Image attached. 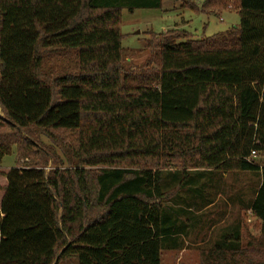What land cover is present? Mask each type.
Masks as SVG:
<instances>
[{"label":"trees","instance_id":"trees-1","mask_svg":"<svg viewBox=\"0 0 264 264\" xmlns=\"http://www.w3.org/2000/svg\"><path fill=\"white\" fill-rule=\"evenodd\" d=\"M160 5L0 0V163L16 159L0 171V264H161L200 227L202 195L240 172L259 175L241 208L260 233L244 240L239 221L199 264H264V0H184L239 23L149 31L125 69L122 10ZM56 50L76 72L48 78Z\"/></svg>","mask_w":264,"mask_h":264},{"label":"rangeland","instance_id":"rangeland-1","mask_svg":"<svg viewBox=\"0 0 264 264\" xmlns=\"http://www.w3.org/2000/svg\"><path fill=\"white\" fill-rule=\"evenodd\" d=\"M184 0H161L158 8H137L122 10V25L120 31L123 34L121 41L123 51L122 65L125 69L139 70L148 53L146 49V40L149 38L147 32H161L171 28L185 30L193 35V38L199 39L210 36L217 32L225 31L233 25L239 23V16L235 11L225 10L221 13H195L189 8L182 6ZM197 4L203 0H194ZM45 70L48 72V78L55 74L76 72L77 61L75 51L56 50L48 54L45 58ZM46 141L45 139H43ZM16 165L14 154L3 157L0 163V171H7ZM50 164L47 166L48 170ZM183 181H186L183 180ZM202 182V181H201ZM259 175L255 172L232 173L225 176L224 183L219 182L218 187L222 188L223 194L234 192L239 188H248L245 196H233L232 204L229 208L227 217L223 221L215 224L214 228L206 230L202 242V234L196 238L187 234L188 239L184 242V247L178 250H163L161 253V264H199V248L204 245H211L214 241L219 227L226 226L236 221L242 223V238L246 240L249 236L257 237L259 235V225L254 222L248 212L238 210V206H247L250 201L251 190L257 187ZM2 180L0 181V184ZM215 184L213 183L212 186ZM225 198V196H223ZM245 203V205H243ZM228 206V205H226ZM223 199L219 197L210 212L205 213L204 218H217L216 210H222ZM227 214V212L225 213ZM200 230H202V214L199 215ZM216 222L218 220H215ZM59 264H76L75 260L62 261Z\"/></svg>","mask_w":264,"mask_h":264},{"label":"crops","instance_id":"crops-1","mask_svg":"<svg viewBox=\"0 0 264 264\" xmlns=\"http://www.w3.org/2000/svg\"><path fill=\"white\" fill-rule=\"evenodd\" d=\"M207 173L213 174L214 172L209 171ZM226 175H228V174H223L219 178V182H221V184L224 183V179H225ZM1 180H2V183L0 184V186L5 184V178L3 177V175H0V181ZM202 180H204V179H202ZM221 187L219 189H211L210 196H208L206 194V192L204 195H202V230H200V227L199 228L196 227L190 231L191 233H189V235L193 236L194 238H196L198 235L202 234V242H205L203 237L206 234V230L214 228L215 224H217L221 220L223 221L225 216L227 217L228 212H229V208L232 204V200H233L232 197L233 196H239V195L245 196L248 193V188L244 187V188L236 189L234 192H231V193L227 192V193L223 194L224 191L222 190ZM204 189H206V188H204ZM253 190L254 189L251 190V194H250L251 199L250 200L253 199ZM2 195H3V192L0 191V200H1ZM223 196H225V198H223ZM219 197H222V199H223V207H222L221 211L220 210L215 211V214L217 213L216 215H217L218 219H214V218L213 219L209 218L208 220L205 219L204 218L205 213L206 212H208V214L211 213L210 208L215 205V203ZM226 205H228V206H226ZM238 208H239L238 210L244 212V210L241 208V206H238ZM226 212H227V214H225ZM199 213H200V211H199ZM248 213H250V212L248 211ZM197 214L198 213H196V215ZM252 219L254 222L258 223L255 218L252 217ZM215 220H218V221L216 222ZM237 223L239 224V220L236 222H233L231 224H228L226 226L219 227V229H218L219 232L217 233V236L215 237L214 241L218 240L219 236L223 232H227V230L230 229V226L232 227L234 224H237ZM240 224H241V229H242V223H240ZM258 225H259V223H258ZM241 235H242V233H241ZM250 238H251V236H249L247 239H250ZM187 239L188 238H184V241Z\"/></svg>","mask_w":264,"mask_h":264},{"label":"water","instance_id":"water-1","mask_svg":"<svg viewBox=\"0 0 264 264\" xmlns=\"http://www.w3.org/2000/svg\"><path fill=\"white\" fill-rule=\"evenodd\" d=\"M57 259H58V257H56V259H55L54 263L57 261Z\"/></svg>","mask_w":264,"mask_h":264}]
</instances>
